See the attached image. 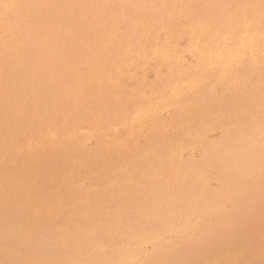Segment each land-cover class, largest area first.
<instances>
[{"label": "rangeland", "instance_id": "rangeland-1", "mask_svg": "<svg viewBox=\"0 0 264 264\" xmlns=\"http://www.w3.org/2000/svg\"><path fill=\"white\" fill-rule=\"evenodd\" d=\"M263 54L264 0H0V264H264Z\"/></svg>", "mask_w": 264, "mask_h": 264}, {"label": "bare ground", "instance_id": "bare-ground-1", "mask_svg": "<svg viewBox=\"0 0 264 264\" xmlns=\"http://www.w3.org/2000/svg\"><path fill=\"white\" fill-rule=\"evenodd\" d=\"M8 9H9V7H8ZM11 9V8H10ZM250 14V13H249ZM246 16V15H245ZM250 16V15H249ZM232 18H234V17H232ZM230 21V20H229ZM244 21V20H243ZM254 21V20H253ZM256 23V22H255ZM256 25V24H255ZM243 26V25H242ZM237 27V26H236ZM253 27V26H252ZM235 29V28H234ZM248 29V28H247ZM252 29V28H251ZM5 30V29H4ZM12 31V30H11ZM14 31V30H13ZM238 31V30H237ZM251 31V30H250ZM249 31V32H250ZM203 32V31H202ZM236 32V31H235ZM251 33V32H250ZM260 34V33H259ZM193 35V34H192ZM238 35V34H237ZM254 39H255V37H254ZM242 40V39H241ZM243 41V40H242ZM258 42V41H257ZM262 42V41H261ZM199 44V43H198ZM216 47H218V46H216ZM222 48V47H221ZM262 49V48H261ZM15 51V50H14ZM229 51V50H228ZM259 51V50H258ZM130 52H132V51H130ZM193 52V51H192ZM255 52V51H254ZM163 55V54H162ZM212 55V54H211ZM248 55V54H247ZM261 55H262V53H261ZM264 55V54H263ZM140 56V55H139ZM140 58V57H139ZM210 58H212V57H210ZM31 59V58H30ZM141 59V58H140ZM213 59V58H212ZM185 60V59H184ZM205 60V59H204ZM191 65V64H190ZM193 65V64H192ZM191 65V66H192ZM217 66H219V65H217ZM84 67H85V65H84ZM192 68V67H191ZM104 69V68H103ZM178 70V69H177ZM180 70V69H179ZM205 70H206V68H205ZM142 71V70H141ZM156 71V70H155ZM135 72V71H134ZM143 72V71H142ZM80 73V72H79ZM126 73V72H125ZM157 73V72H156ZM127 74V73H126ZM158 74V73H157ZM81 75V74H80ZM134 76H135V74H134ZM133 76V77H134ZM134 79H136L135 77H134ZM113 80V79H112ZM204 80V79H203ZM204 81H206V80H204ZM194 82V81H193ZM259 85L257 86V87H255L254 89H249V90H245V89H243V88H239L240 90L235 94V96H233V99H231V101L236 105V106H238V107H244V108H251V106L253 105V104H255L257 101H260L262 104H263V107L261 108V114H262V117H264V79H262V80H260L259 82ZM257 83V84H258ZM155 84V83H154ZM190 85H192V84H190ZM199 85V84H198ZM198 85H196V86H198ZM193 86V85H192ZM199 87V86H198ZM213 87V86H212ZM215 87V86H214ZM4 89V88H3ZM219 89V88H218ZM172 91V90H171ZM245 92H249V95L248 96H246L245 95ZM140 94V93H139ZM17 96V95H16ZM191 103V102H190ZM164 107H166V106H164ZM151 108V107H150ZM154 110H156V109H154ZM140 114V113H139ZM153 114V113H152ZM141 115V114H140ZM141 116H139V118H140ZM143 117V116H142ZM212 117V116H211ZM10 118V117H9ZM137 119V118H136ZM135 119V120H136ZM141 120H142V118H141ZM140 120V121H141ZM134 121V120H133ZM140 121H138L139 123H140ZM142 123H143V121H141ZM41 124H42V122H41ZM85 126V125H84ZM67 127V126H66ZM229 128H231L230 126H229ZM248 128V127H247ZM58 129V128H57ZM227 129V128H226ZM132 130V129H131ZM130 130V131H131ZM133 131V130H132ZM222 131V130H221ZM117 132V131H116ZM255 132H256V136H257V134H259L260 136H262V137H264V126H262V127H260V128H257L256 130H255ZM100 133V132H99ZM128 133V132H127ZM104 135H106V134H104ZM134 135V134H133ZM2 137V136H1ZM209 137V136H208ZM211 137V136H210ZM131 137H129V139H130ZM117 142V141H116ZM118 143H120L119 142V140H118ZM221 145H225V144H221ZM226 147H228V152H229V154H232V149L230 148V146H226ZM254 148V147H253ZM188 150V149H187ZM246 151V150H245ZM180 152V151H179ZM243 154V153H242ZM172 157H174V156H172ZM4 161V160H3ZM198 163V162H197ZM130 165V164H129ZM236 165V164H235ZM218 167V166H217ZM228 171V170H227ZM250 171V170H249ZM118 172V171H117ZM11 173V172H10ZM9 173V174H10ZM206 173V172H205ZM249 174V173H248ZM202 175V174H201ZM8 177H10L9 175H7ZM204 176V175H203ZM203 176H202V178H203ZM239 179H240V177H239ZM264 179V178H263ZM78 186V185H77ZM233 185L232 184H230V185H228L227 187L228 188H231ZM4 188V187H3ZM77 188V187H76ZM7 188H5L4 189V191L6 190ZM254 189V184H253V187H250V189H249V191H248V194H250L251 193V191ZM43 191V190H42ZM241 194V193H240ZM11 196V195H10ZM213 201V200H212ZM243 204H244V201L243 200H235L234 201V205H233V209H232V212H229V214L226 216V219L225 220H228V219H232V218H234L235 216H237V215H240V213H241V211H242V207H243ZM193 205V202L192 203H190V206H192ZM209 205V204H208ZM206 207H207V205H206ZM208 208V207H207ZM189 210H191V211H193V209H189ZM44 212V211H43ZM79 227H81V226H79ZM181 228L183 229V230H188L189 228H191V224L190 223H188V221H184L183 223H182V226H181ZM144 246V245H143ZM77 252V251H76ZM80 253V252H79ZM137 257V254L133 251V250H129V253H127L124 257H121V258H119L118 260H117V263L118 264H129V262H131V261H133L135 258Z\"/></svg>", "mask_w": 264, "mask_h": 264}]
</instances>
